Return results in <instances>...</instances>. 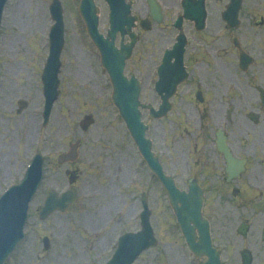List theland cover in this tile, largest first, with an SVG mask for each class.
I'll list each match as a JSON object with an SVG mask.
<instances>
[{
	"label": "rangeland",
	"instance_id": "rangeland-1",
	"mask_svg": "<svg viewBox=\"0 0 264 264\" xmlns=\"http://www.w3.org/2000/svg\"><path fill=\"white\" fill-rule=\"evenodd\" d=\"M80 0H65L66 3V46L63 53V69L61 74V96L55 104L53 115L49 125L44 129L42 138V151L49 157L47 167L49 177L42 194L50 187L59 190L68 187L65 171L56 167L58 152L65 150L69 142L75 139H83L81 159L79 167L83 174L79 178V190L88 196L82 198L81 204L64 215H55L48 222H41L36 216L35 207L32 208L33 218L28 230L34 233L30 237L28 245H24L13 257L10 264H61L56 263L59 258L67 260L71 264H79L88 258L94 264L105 261L106 256L98 258L96 255L104 252V248L92 249V243L97 239L85 228L96 219L93 201L104 202L106 189L113 190L110 203L114 208L127 206L124 210L134 214L140 209L142 192L155 189L152 194V206L157 219H163V208L160 196V187L152 179V174L144 167L141 169L139 178L136 179L135 188L138 201L135 203L130 189L125 183L129 177L134 175V170H122L113 176V167L108 168L102 164L97 168L94 164L89 166L87 161H96L103 148L94 143H106L102 138L106 128L102 127L105 120L109 122L110 134L113 140L108 143H117L118 134L120 142L125 140L126 132L124 125H119L116 120V113L110 100V91L107 83L101 74L99 56L93 43L86 34L85 26L78 13ZM170 1L171 6L176 0ZM225 1V0H224ZM52 0H11L6 8L0 39V188L4 187L13 179V174L19 173L24 167L27 155L30 153L34 143H40L37 134L39 133L40 105L42 103L43 90L41 82V66L47 55V34L52 21L50 19L49 5ZM217 0H211V22L216 23L223 4ZM223 2V1H222ZM101 6V29L106 32L108 29L107 6L98 2ZM136 12L142 13L143 0H135ZM174 16V13H171ZM140 43L137 54L131 63L133 68L136 65L141 72L149 66L150 57L154 52L152 36L146 34ZM84 76H87L84 78ZM149 87L145 88V98L148 99ZM155 100L153 94L149 95ZM27 99L30 102L29 108L21 115L15 112V105L18 99ZM183 107V105L181 106ZM92 113L97 118L96 124L87 133L80 127V121L85 114ZM185 119L191 116L182 113ZM190 116V117H189ZM186 124V123H185ZM159 131L157 135L162 137V122L157 123ZM188 126V124H186ZM238 133L242 127L236 126ZM236 131V130H235ZM128 138V137H127ZM176 143H190L187 139H176ZM129 154V153H128ZM101 161V159H100ZM11 173L10 177L2 175V168ZM109 170V171H108ZM124 177V179H123ZM149 184V185H148ZM157 191V192H156ZM164 198V197H163ZM134 202L133 204H131ZM129 214V215H130ZM156 219V218H155ZM154 219V220H155ZM100 222L99 224H101ZM85 224H87L85 226ZM70 230H73L70 233ZM29 233V232H28ZM41 233V234H40ZM48 233L54 241L49 253L37 256V248L40 236ZM30 234V235H31ZM40 235V236H39ZM85 239H88V253H82L85 246ZM107 250L112 239L108 238ZM96 242V241H95ZM75 255H77L75 257ZM162 264L157 251H148L139 258L135 264Z\"/></svg>",
	"mask_w": 264,
	"mask_h": 264
},
{
	"label": "flooded vegetation",
	"instance_id": "flooded-vegetation-1",
	"mask_svg": "<svg viewBox=\"0 0 264 264\" xmlns=\"http://www.w3.org/2000/svg\"><path fill=\"white\" fill-rule=\"evenodd\" d=\"M229 146L244 163L239 178L229 181L227 162L216 143L215 155L199 160L192 176L204 189L211 188V199L205 207L212 224L215 222L217 226L212 230L213 242L223 252V264H244V250L251 252V264H264V154H260L264 146L260 143ZM226 182L232 183L225 187ZM233 189L237 196L213 199L215 194Z\"/></svg>",
	"mask_w": 264,
	"mask_h": 264
},
{
	"label": "water",
	"instance_id": "water-1",
	"mask_svg": "<svg viewBox=\"0 0 264 264\" xmlns=\"http://www.w3.org/2000/svg\"><path fill=\"white\" fill-rule=\"evenodd\" d=\"M58 19V23L57 25L54 27V31H53V36L52 39L56 38L58 36L59 41H61L62 36H63V24H62V19H61V15H58L57 17ZM58 51H54L52 52L51 55V59L50 62L48 63V68H47V77L48 78H52L56 76V73L58 71L57 69V65H58Z\"/></svg>",
	"mask_w": 264,
	"mask_h": 264
}]
</instances>
